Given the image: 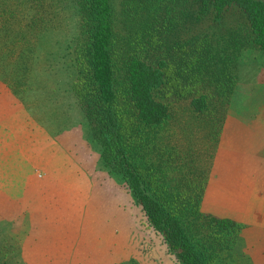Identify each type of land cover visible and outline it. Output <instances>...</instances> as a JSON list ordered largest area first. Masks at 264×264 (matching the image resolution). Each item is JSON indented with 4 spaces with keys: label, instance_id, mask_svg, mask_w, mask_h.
Listing matches in <instances>:
<instances>
[{
    "label": "trees",
    "instance_id": "16d2710c",
    "mask_svg": "<svg viewBox=\"0 0 264 264\" xmlns=\"http://www.w3.org/2000/svg\"><path fill=\"white\" fill-rule=\"evenodd\" d=\"M43 1L31 7L40 10ZM76 2L73 90L105 164L125 181L176 264H213L242 224L205 213L202 199L238 79V53L264 52V0H121L120 16L116 0ZM45 17L28 23L31 48ZM0 37L16 35L0 30ZM8 51L14 49L0 51V69L16 77ZM9 81L18 91L21 82Z\"/></svg>",
    "mask_w": 264,
    "mask_h": 264
},
{
    "label": "rangeland",
    "instance_id": "374dc122",
    "mask_svg": "<svg viewBox=\"0 0 264 264\" xmlns=\"http://www.w3.org/2000/svg\"><path fill=\"white\" fill-rule=\"evenodd\" d=\"M33 1L5 0L0 4V22L5 24L4 30H0L6 35H16L14 38L19 41L13 45L14 38L0 37V51L14 49V52L8 51L5 62H10V66L14 67L16 76L10 77L4 69H0V84L7 88L10 99L14 97L21 102L19 114L15 112V120L10 122L12 127L9 134L12 135L13 145L22 144L20 147L23 148L34 137L40 140L38 145L42 143L47 148L44 140H54L53 144H57L61 137V145L82 164V168L90 171L114 199L121 200L124 216L117 226V232L123 235L124 253L105 261V264H119L130 259H136L141 264H176L175 255L166 247L163 236L148 224L145 213L133 199L125 181L105 164L103 147L95 139L73 90V83L78 77L75 40L81 33L76 0H45L40 10L31 7ZM120 2L116 0L119 16ZM40 15H45L47 21H40L34 30V47L31 48L28 23ZM22 56L26 58L24 61ZM237 59L238 79L223 122H232L235 117L242 125L262 123L264 52L254 47H244ZM9 80H13V84L21 82L18 91L12 88ZM2 104L0 115L9 114L10 102L4 100ZM25 122H29V125L26 126ZM30 125L42 130L44 135ZM19 132H24V137H17L16 133ZM44 146L41 148L45 149ZM10 147L6 144L0 150L11 151ZM231 159L228 156L218 162L215 170H226L225 165ZM45 163L41 160L33 164L38 179L51 172ZM230 164L227 170H240L238 164ZM245 170L248 172L251 169ZM256 173L254 171L251 177L244 178L248 186H264V177L257 178ZM262 174L264 176V171ZM20 202L17 196L9 197L0 190V264H90L89 259L74 258L73 249L66 247L74 237L69 229L47 226L43 212L24 209ZM48 213L52 211L46 210L45 214ZM55 221L52 219L51 223L59 225ZM239 223L242 226L238 229L235 243L218 250L213 264H264V235L258 230H255V234H242L244 223Z\"/></svg>",
    "mask_w": 264,
    "mask_h": 264
},
{
    "label": "crops",
    "instance_id": "0c3cea01",
    "mask_svg": "<svg viewBox=\"0 0 264 264\" xmlns=\"http://www.w3.org/2000/svg\"><path fill=\"white\" fill-rule=\"evenodd\" d=\"M8 93L0 84V104L7 100L11 106L9 114L0 115V147L6 144L12 147L11 151L0 150V190L9 197L20 198L24 209L43 212L47 226L69 229L74 237L66 247L73 249L74 258L89 259L90 264H105L107 260L123 256L125 242L123 235L117 232L124 216L121 200L114 199L90 171L82 168V164L61 145V135L57 144H53L54 140H44L47 148L42 143L38 145L40 140L34 137L23 148L20 147L22 144L13 145L10 122H14L15 112L19 114L21 102L14 97L10 99ZM25 123L29 125V122ZM35 129L44 135L42 130ZM16 135L24 137V132ZM228 156L232 159L225 165L226 170H215L217 163ZM41 160L51 172L38 179L33 164ZM230 163L238 164L240 170H227ZM245 168L251 170L247 172ZM254 171L257 178L264 177V121L242 125L234 117L232 122L222 124L202 210L244 223L242 234H255L258 230L264 235V186H248L244 182V178L251 177ZM46 210L52 213L45 214ZM52 219L59 225H53Z\"/></svg>",
    "mask_w": 264,
    "mask_h": 264
}]
</instances>
